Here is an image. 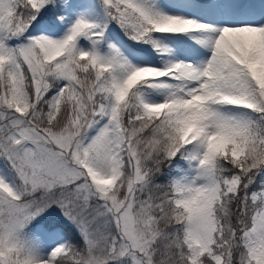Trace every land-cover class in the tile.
<instances>
[{
    "label": "snow or ice",
    "instance_id": "obj_1",
    "mask_svg": "<svg viewBox=\"0 0 264 264\" xmlns=\"http://www.w3.org/2000/svg\"><path fill=\"white\" fill-rule=\"evenodd\" d=\"M258 180L264 0H0V264H264Z\"/></svg>",
    "mask_w": 264,
    "mask_h": 264
},
{
    "label": "trees",
    "instance_id": "obj_2",
    "mask_svg": "<svg viewBox=\"0 0 264 264\" xmlns=\"http://www.w3.org/2000/svg\"><path fill=\"white\" fill-rule=\"evenodd\" d=\"M262 185H263V182L261 183V181L258 180V183H257V185L255 187L256 188H260V187H263ZM65 235H66L67 238L72 239L74 241L73 234L68 228L65 230Z\"/></svg>",
    "mask_w": 264,
    "mask_h": 264
},
{
    "label": "rangeland",
    "instance_id": "obj_3",
    "mask_svg": "<svg viewBox=\"0 0 264 264\" xmlns=\"http://www.w3.org/2000/svg\"><path fill=\"white\" fill-rule=\"evenodd\" d=\"M261 181V183L263 182V187H264V180H260ZM71 232H72V234H73V238H74V241L76 242V243H79V237H78V235L76 234V232L73 230V229H71V228H68Z\"/></svg>",
    "mask_w": 264,
    "mask_h": 264
}]
</instances>
